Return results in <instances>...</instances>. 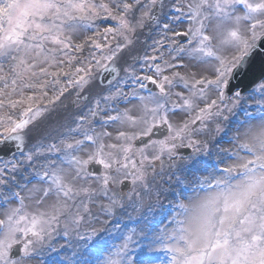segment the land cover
Wrapping results in <instances>:
<instances>
[{
  "label": "snow or ice",
  "instance_id": "snow-or-ice-1",
  "mask_svg": "<svg viewBox=\"0 0 264 264\" xmlns=\"http://www.w3.org/2000/svg\"><path fill=\"white\" fill-rule=\"evenodd\" d=\"M261 45L264 0H0V264H32L61 228L83 241L65 264H133L132 235L93 255V222L151 212L165 164L197 163L237 109L223 167L141 234L166 264H264V70L232 83Z\"/></svg>",
  "mask_w": 264,
  "mask_h": 264
},
{
  "label": "rangeland",
  "instance_id": "rangeland-1",
  "mask_svg": "<svg viewBox=\"0 0 264 264\" xmlns=\"http://www.w3.org/2000/svg\"><path fill=\"white\" fill-rule=\"evenodd\" d=\"M229 113H227V112H225L224 113V115H228ZM225 122V121H224ZM224 122H223V124H224ZM222 124V125H223ZM214 134H216V133H214ZM214 134H212L213 136H214ZM208 139H211V136L210 137H207ZM233 147V145L230 143L228 146H227V148H229V149H231ZM210 149L212 150V151H217V150H219V149H223L221 146H214V145H212V143L210 144ZM186 160V159H185ZM184 161V160H183ZM167 167V173L166 174H163V172L164 171H162V172H160L159 173V175L156 177V183H161V185H162V191L164 192V196H163V202L164 201H166L169 197L167 196V192H168V190H167V188H166V186H165V184H164V178H168L169 180H171V178L173 177V175H172V173H171V169H169L168 168V166H166ZM154 194H155V192H153ZM168 197V198H167ZM186 202H188V199H187V201ZM132 215V213L130 212L129 213V216H131ZM109 217H105V216H103V215H101L100 217H99V222H96L97 224H99V223H104L105 224V221L108 219ZM176 218V215H173V216H171L170 218H169V220H168V222L166 223V225L164 226H162L161 227V225L160 226H157V227H155L154 228V230L152 229V230H148L147 229V225L146 224H141L140 226H139V228H132V229H130V232H128V235H132L133 236V238H132V240L129 242V244H133V243H135V242H138L139 241V238L141 237V236H144V235H142L141 234V229H145V231H148L149 233H155V234H159V232L162 230V229H164V228H171L172 226H173V223H174V219ZM92 226L94 227V223L92 224ZM101 226H103V224L102 225H100V226H98V227H101ZM161 227V228H160ZM133 229H135V234H133L132 233V230ZM126 234H127V232H126ZM121 242V241H120ZM119 242V243H120ZM118 243V244H119ZM83 244V241H79V240H74V242H72L71 244H69V246H67V250L68 249H70L71 248V250L72 249H75L76 248V245L78 246V245H82ZM51 245V244H50ZM58 244H56V246H57ZM121 244H119L118 246H120ZM142 245V244H141ZM118 246H116V247H118ZM81 247H79L78 246V249H80ZM115 248V247H114ZM49 250H50V248L49 247H46L42 252H41V254L35 259V260H33L32 261V264H37L38 262H39V260H40V257H41V255L42 254H46V253H48L49 252ZM75 254H76V257L77 256H80V255H83L81 252H75V251H73ZM152 252H154V251H152ZM152 252H149L148 251V253L149 254H152Z\"/></svg>",
  "mask_w": 264,
  "mask_h": 264
},
{
  "label": "bare ground",
  "instance_id": "bare-ground-1",
  "mask_svg": "<svg viewBox=\"0 0 264 264\" xmlns=\"http://www.w3.org/2000/svg\"><path fill=\"white\" fill-rule=\"evenodd\" d=\"M123 215L125 216V218H127V213L126 212H123ZM125 234V233H124ZM56 235V234H54ZM124 236V235H123Z\"/></svg>",
  "mask_w": 264,
  "mask_h": 264
}]
</instances>
